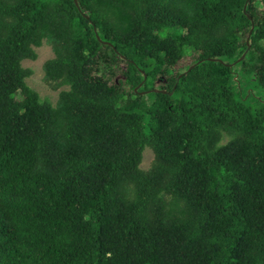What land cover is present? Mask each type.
Returning <instances> with one entry per match:
<instances>
[{"label": "trees", "instance_id": "trees-1", "mask_svg": "<svg viewBox=\"0 0 264 264\" xmlns=\"http://www.w3.org/2000/svg\"><path fill=\"white\" fill-rule=\"evenodd\" d=\"M262 39L264 0H0V264H264Z\"/></svg>", "mask_w": 264, "mask_h": 264}, {"label": "rangeland", "instance_id": "rangeland-1", "mask_svg": "<svg viewBox=\"0 0 264 264\" xmlns=\"http://www.w3.org/2000/svg\"><path fill=\"white\" fill-rule=\"evenodd\" d=\"M264 45V39H262ZM37 51L36 59H24L22 65L31 70V74L26 78V82L29 86L35 89L42 101H49L53 105H56L59 100L60 92L64 89H69V85L57 86L55 81L48 80L45 72V62L55 56V51L51 42L45 40L41 46L35 47ZM192 60V56L184 57L176 68L189 63ZM229 139L227 136L226 140ZM155 160V153L151 147H146L143 153V159L141 162V168L148 171L152 168Z\"/></svg>", "mask_w": 264, "mask_h": 264}]
</instances>
